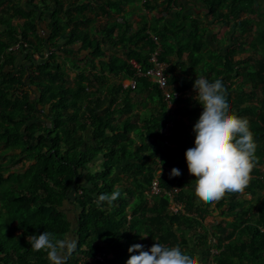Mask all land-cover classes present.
I'll return each mask as SVG.
<instances>
[{
	"label": "trees",
	"instance_id": "16d2710c",
	"mask_svg": "<svg viewBox=\"0 0 264 264\" xmlns=\"http://www.w3.org/2000/svg\"><path fill=\"white\" fill-rule=\"evenodd\" d=\"M40 1V7L32 0L27 1V8L7 7L0 18L9 37L5 41L0 36V146L11 145L15 151L22 148L30 162L21 174L12 173L5 181L0 264H50L45 250L32 251L27 242L28 236L44 231L54 233L57 239L78 242L75 250L65 253L66 264H81L82 259L86 262L98 254H111L113 259L96 264H127L129 247L143 241L148 243L142 244L145 250L155 241L169 247L178 245L197 264H207L212 249L209 234L215 235L223 250L218 264H264V197L245 207L242 192L226 193L215 207L230 225L220 223L210 233L206 217L212 204L198 200L192 182L195 177L189 175L185 159L186 151L194 147L195 134L182 120L168 115L162 91L148 79L136 78L129 63L135 59L144 69L149 67V53L154 48L150 36L154 35L163 46L161 60L170 65L169 85L177 84L176 91L189 93L192 86L184 75L174 74L178 66L184 74L190 67V73L209 82L223 81L229 113L249 121L257 145L258 163L243 191L254 194L264 191V178H260L264 109L251 100L264 94V57L254 63L251 57L236 60L237 50L223 56L209 49V29H202L199 20L183 12L184 8L171 15V6L178 0L148 2L145 8L171 14L165 17L161 12L152 18L144 14L139 28L126 24L122 31L123 25L113 20L135 0L101 1L92 8L97 17L108 19L99 34L89 28L94 20L74 9L77 6L68 0ZM201 1L204 7L200 9L207 11V17L220 24L232 21V32H241L235 45L244 48L251 43L244 35L251 21L241 18L254 12L253 0ZM16 17L26 19L20 28L12 23ZM46 17L49 23L43 25ZM44 30L45 35L38 34ZM35 36L43 37L38 43ZM260 41L264 43L263 35ZM19 43L28 61V67H21V71L15 66L16 53L9 52ZM78 43L79 50L71 49ZM251 47L259 45L253 42ZM45 48L53 51L48 58ZM82 52L88 53L85 66L76 65L80 72L71 86L58 57L66 56L75 64ZM173 58L183 63L174 65ZM133 79L137 89H124V82ZM94 82L99 87H94ZM196 95L194 92L176 102L191 105L197 102ZM179 112L190 117L198 108L185 107ZM169 122L174 128L167 146L162 130ZM160 166L181 171L177 178L169 179L170 173L162 175L160 185L167 191L180 189L174 200L184 205V212H171L168 195L149 202L146 192ZM114 190L121 195L113 205L104 202L97 207L99 195ZM255 209L257 215L253 214Z\"/></svg>",
	"mask_w": 264,
	"mask_h": 264
},
{
	"label": "clouds",
	"instance_id": "9594fccd",
	"mask_svg": "<svg viewBox=\"0 0 264 264\" xmlns=\"http://www.w3.org/2000/svg\"><path fill=\"white\" fill-rule=\"evenodd\" d=\"M193 92L197 93L194 99L203 111L193 127L194 147L186 151L185 159L189 175L195 177L192 182L198 200L213 204L226 193H241L248 187L253 168L258 163L255 157L257 145L249 121L229 113L227 88L221 79L209 82L207 78L197 76ZM179 176L181 171L173 168L169 179ZM120 195L115 190L99 195L97 207L104 202L111 207ZM141 239L147 237L141 236ZM27 242L32 251L45 250L50 264H66L65 253L70 254L78 244L75 240L57 239L48 231L28 236ZM128 251L127 264H197L196 259L180 246L169 247L158 241L147 250L142 244H134Z\"/></svg>",
	"mask_w": 264,
	"mask_h": 264
},
{
	"label": "rangeland",
	"instance_id": "374dc122",
	"mask_svg": "<svg viewBox=\"0 0 264 264\" xmlns=\"http://www.w3.org/2000/svg\"><path fill=\"white\" fill-rule=\"evenodd\" d=\"M27 1L28 0H0V18L2 16L3 12H5V10L7 9V7H11L12 5L13 6L19 5L22 8H27V3H28ZM101 1H107V0H101ZM194 1H195V4L199 5V8H201L200 6L204 7L201 0H194ZM2 2H5V3L2 4ZM36 2L39 3L41 1L40 0H32L33 5H35ZM139 3H142V0H139V1L135 0L133 3L131 2V3L127 4L125 6L126 11H123L120 14H118L115 17V19L113 20V21L116 20L119 22V24L123 25V27L120 29L121 31L124 29V26L126 24L132 25V27L134 26L136 28H139V22L142 19V15L138 11V9H139L138 7H139V5H141ZM130 7L133 8L134 12L132 15L129 16L126 12H127V9H129ZM92 8L93 7L91 5H88L84 9V11L86 13L84 16H87V17L92 18L94 20L93 23L89 26V28H92L93 34H99V32L108 24V19L106 16H100L99 15L97 17V15L94 13V11H92ZM196 11H199L198 14H200L199 15V17L201 18L200 21H205L207 19L204 15V12H202L199 9ZM253 11H254L253 13H244V15L241 18V20L251 21L246 34H244L245 37L247 36L246 38H247L248 42H251V43L245 45L244 48H240V47L236 46L237 47L236 57H238L239 59H246L248 57H251L253 62L257 63L264 57V43L260 41L261 36L262 35L264 36V3H263V0H253ZM176 12L177 11L175 10L174 12H172L171 15L174 17L176 15L175 14ZM13 14H14V12L10 13L11 16ZM49 14L50 13H48L47 15H49ZM190 14L192 15L193 13H190ZM136 15H138L140 20L138 22H136V24H135L134 21H136L135 20ZM25 21H26L25 18L16 17L12 20V23L14 26H18L20 28L21 26H23L25 24ZM129 22L132 24H130ZM208 24L210 26V20H209ZM232 24H233V22L229 21L228 24H226L224 27L223 26L217 27V29H216V31L218 32L217 36H218V34L221 36V37H218L219 39H227L228 33H229L228 38L231 36L234 37V35L232 34V29L230 30V27ZM205 26H206V21L201 24V28L204 29V28H206ZM4 30H5L4 25H2L0 23L1 39L8 41L9 37H8L7 33L4 32ZM237 34H239V33H237ZM40 35H45V34L43 31H41ZM42 37L43 36H38V37L35 36L34 41L39 43L40 38H42ZM253 42H256L259 45V47H257L256 49H253L251 47V44ZM39 49H42V47ZM22 52H23L22 50L17 52L16 56L21 55ZM42 52L44 53L43 49H42ZM47 52L48 51H46V48H45V57L46 58L50 57V56H48V57L46 56ZM37 60H39V59H37ZM58 61L62 65V68L68 73V77H69L68 78V84L73 86L75 79L80 72L76 68V65H79V64L72 63L66 56L61 57L60 54L58 57ZM124 83H127V81H125ZM99 85L100 84L98 82H94V87H99ZM249 90H251L250 86L246 88L247 92H250ZM233 95L236 96V93H233ZM237 96H238V94H237ZM35 97H36V94L32 95V99H35ZM263 97H264V94L261 93V94H259V98H253L251 100L252 103H254V105L259 107V109H261V110L264 109V104L262 102ZM188 106L189 105H187V108H188ZM259 111L260 110H257V112H259ZM192 116H195V115L193 114ZM260 145L262 146V149L264 152V139H261ZM24 156H25V154H24V151L22 150V148H19L18 150L15 151V150H12L11 145L0 146V211H3V207H4V188H5L6 179L12 173H15L17 175L21 174L22 173L21 171L25 167L30 165V162H28ZM260 170L262 173L260 178L263 179L264 178V165L260 166ZM157 171H159L161 173V176L163 175L161 167H159L157 169ZM263 197H264V191H261V190H257L254 194L246 193V192L241 193V200L245 205H247L245 207H248L250 204L256 205L257 202L262 200ZM253 214L257 215L256 209L253 211ZM4 218H5V216L3 215V219ZM18 224H20V223H18ZM18 233H21V231L19 230ZM140 244L148 245V243H146L145 241H143V243L141 242ZM80 263L86 264L84 259H82Z\"/></svg>",
	"mask_w": 264,
	"mask_h": 264
},
{
	"label": "crops",
	"instance_id": "0c3cea01",
	"mask_svg": "<svg viewBox=\"0 0 264 264\" xmlns=\"http://www.w3.org/2000/svg\"><path fill=\"white\" fill-rule=\"evenodd\" d=\"M70 3H72L73 5H76L77 7L76 8H74V9H78V11L80 10L82 13H83V15H85L86 13H85V11H84V9L88 6V5H91L93 8H96L97 7V4H100L101 5V0H68ZM139 1V0H138ZM165 0H163V2H164ZM38 2H36L35 3V5H38L39 7H40V2L37 4ZM49 3H51V4H53L52 2H49ZM51 4H50V6H51ZM139 4H141V5H139V9H138V11L140 12V14L142 15V17L144 16V14H145V11H144V7H143V5H142V3H139ZM49 6V7H50ZM95 6V7H94ZM176 6L178 7V9L176 10V11H181V10H183V8H184V10H183V12L185 11L186 12V14L188 13V14H190V13H193L191 16H192V18H195V19H197V20H199L200 21V17H199V15L200 14H198L199 13V11H196V10H198V8L199 7H196V5H195V1L194 0H178V4H176ZM48 7V8H49ZM53 7L54 6H52L51 8L53 9ZM47 8V7H46ZM52 9H47V10H50V13L51 12H53V10ZM67 9L68 10H70L71 8H70V5H68L67 6ZM199 10H201L202 12H204V15H205V17L207 18L205 21H206V29H209V37L207 38V40L209 41V49H211V50H214V51H216V52H219L221 55H226L230 50H237V45H235V43H234V40L236 39V38H238L240 35H241V32L240 31H238V32H232V34L234 35V37L233 36H231V37H229L228 38V35H229V33H228V35H227V39H219L218 37H221L219 34H218V36H217V31H216V29H217V27H220V26H225L226 24H224V23H218V22H216V20L212 17V16H209V17H207L206 16V13H207V11H205L204 9H200L199 8ZM47 12V11H46ZM133 12H134V10H133V8L132 7H130L129 9H127V14L130 16V15H132L133 14ZM171 13H169V15H170ZM139 15V14H138ZM138 15H136V18H135V20L136 21H134L135 22V24H136V22H138L140 19H139V17H138ZM146 15V14H145ZM49 16V15H48ZM149 17H151L152 18V16H149ZM209 20H210V26H209ZM205 21H200V22H202V23H204ZM43 22H44V24L43 25H48V23H49V18L48 17H46V18H44L43 19ZM132 22V21H131ZM130 23V22H129ZM201 23V24H202ZM130 24H132V23H130ZM134 27V26H133ZM134 28H136V27H134ZM41 29H42V27H41ZM40 29V30H41ZM232 29V27H230V30ZM40 32L41 31H39V33L38 34H40ZM44 33H45V30H44ZM237 33H239V34H237ZM231 34V35H232ZM81 48V44L80 43H78L76 46H74V47H71V49H73V50H79ZM46 51H47V49H46ZM17 54V53H16ZM88 53H86V52H82L80 55H79V58L77 59V63L79 64V66H81V68L82 67H84L85 65H84V63H85V59H86V57L88 56L87 55ZM16 56V55H15ZM39 56V55H38ZM38 56H35L34 58L37 60V59H40V57H38ZM173 61H172V63L174 64V65H176V64H179V63H183V62H181V61H176V59L175 58H173L172 59ZM236 60H240L238 57H236ZM15 66H16V69H17V71H21V67H28V61H27V59H26V57H24V55H17L16 56V63H15ZM187 66L189 67V64L187 63ZM30 67V66H29ZM183 70V68H182V66H178L176 69H175V71H174V74L175 75H177L178 77H180V76H182V75H184L185 76V78H187L188 79V81H190L191 82V89L189 88V90H190V94L192 95V93H194L193 92V84H194V82H195V80H196V78H197V76L198 77H203V76H199V75H195V74H192V73H190L192 70H191V68L189 67L188 69H187V71H186V73L184 74L183 72H181ZM172 75V74H171ZM204 78V77H203ZM128 82V81H127ZM170 88L172 89V90H176L177 88H178V85L177 84H175V85H173V86H170ZM196 94V93H195ZM185 107H187L186 105H185V103H177V102H175V103H172V104H170V105H168V115L173 119V120H182L186 125H187V127H188V130L191 132V133H193V127H194V125H195V123H196V121L199 119V117H200V115H201V113H202V111H203V108H202V106L199 104V103H193V104H191V105H189L188 106V109H190V110H192V107H196V108H198V112L196 113V114H194L195 116H190V117H188V116H182V114L179 112V110H181L182 108H185ZM194 134V133H193ZM161 167V166H160ZM162 168V172H163V175L164 174H169V173H171V169L170 168H168V167H161ZM250 202V201H249ZM244 204V203H243ZM215 205H216V202L215 203H213L212 204V206H211V208L209 209L208 208V211L210 212L209 213V215H207V217H206V225H208L209 226V228H211L210 229V233H211V231L213 232V231H216L215 230V228H214V226H216V225H218V224H220V223H222V224H224V227H226V226H229L230 225V222H229V220H227L225 217H222L221 216V212L215 207ZM244 206H247V205H245L244 204ZM198 230V229H197ZM200 230V229H199ZM216 235H217V233H216ZM209 236H211L210 234H209Z\"/></svg>",
	"mask_w": 264,
	"mask_h": 264
},
{
	"label": "built area",
	"instance_id": "2783aa9c",
	"mask_svg": "<svg viewBox=\"0 0 264 264\" xmlns=\"http://www.w3.org/2000/svg\"><path fill=\"white\" fill-rule=\"evenodd\" d=\"M155 1H158L159 3L161 2L163 3V0H142L143 7L148 2H155ZM171 8H172V11H175L178 9V7L175 4H172ZM144 11L147 16H152V17H158L160 13L163 12L162 9H147L145 7H144ZM163 14L165 15V17L169 15L168 12H165V11L163 12ZM150 39L154 43V48L149 53V58H148L149 67L144 69L143 65L135 59H131L129 61L131 67L135 71V77L136 78H146L152 84L156 85L162 91L164 101L168 105L175 103L176 101H179L182 99H187L190 96L189 93L172 90L170 88V85H169V80L171 78V73L169 72L170 65L167 62H164L161 60V56L163 53V46L160 40L156 36L151 35ZM22 49H23V45L22 43H19L15 45L14 47L12 46L9 49V52L17 53L21 51ZM52 53L53 51H48L46 56L47 57L51 56ZM35 56H38V54H35L34 57ZM123 87L124 89L130 88L132 90H136L137 80L136 79L130 80L127 83H124ZM173 128H174V124L172 122H169L165 126V128L162 130V134L165 138V145L167 146L170 145L168 138L171 136ZM160 178H161V173L156 170L155 176L150 185V188L146 192L149 202L152 203V200L155 197H161L163 195H168L171 199V207H170L171 212L175 214L179 212H184V205L174 200L176 195L180 192V189L174 188L170 191L165 190L160 185ZM262 232L264 233V228L262 229ZM209 242H211L212 244V249H211V256L209 257L207 264H218L217 258L221 255L223 250L218 247V241L215 235H211L209 237ZM112 259H113V256L111 254H98L96 258L87 260L86 264H96L97 262L106 263L107 261L112 260Z\"/></svg>",
	"mask_w": 264,
	"mask_h": 264
}]
</instances>
